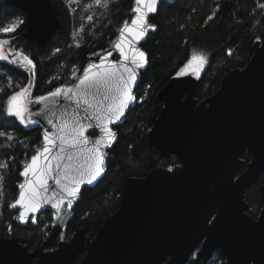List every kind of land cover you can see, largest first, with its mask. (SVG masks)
Segmentation results:
<instances>
[{
  "label": "water",
  "instance_id": "obj_1",
  "mask_svg": "<svg viewBox=\"0 0 264 264\" xmlns=\"http://www.w3.org/2000/svg\"><path fill=\"white\" fill-rule=\"evenodd\" d=\"M10 1L25 13L26 27L22 35L31 41L44 43L63 28L52 0ZM163 1L173 3L176 0H155L154 11H148L152 0H144L139 5L133 0L129 17L120 23L111 42L88 54L86 65L71 83L59 84L30 99L34 78L32 65L20 64L31 74L25 93L29 104L25 114L29 122L26 123L41 129V143L20 170L18 193L12 204L21 192H26L28 181L34 179L31 172L28 176L22 173L31 164V157L46 146V133L57 140L56 146H49L51 155L44 154L53 165L57 162L53 157L57 155L64 156L63 162L73 166L83 163L81 148H92L97 139L105 136V126L94 118L93 110L85 112L86 106L76 104L66 89L76 92L83 87L80 79L85 70L91 73L97 68L120 67L125 63L135 69L136 80L131 87L134 99L119 119L113 118L107 124L115 136L101 146L103 172L91 183L87 180L80 183L79 191L71 197L62 193L61 187L49 176L47 195H64V203L59 208L54 206L55 200H44L36 212L27 213L21 220L19 217L25 212L23 205L12 207L22 225L36 224L39 215L49 210L51 230L43 242L32 249L17 235L1 237L0 264H186L195 252L194 262L199 264L210 259L217 249L223 251L229 264H264V206L254 218L248 213L249 203L245 197L249 186L264 172V38L253 43L248 63L244 67L231 68L223 76L220 87L201 101L196 97L199 77L193 74L172 76L157 92L163 105L149 130L148 140L162 155L175 154L180 164L173 169L157 166L144 176H129L118 209L104 221L94 237L87 235L82 226L69 239H60L55 248L46 249L50 241L67 230L82 190L95 186L107 172L108 160L113 157L111 150L118 140L117 127L135 106L136 89L149 64V54L142 44L157 30L151 16L157 14ZM137 7L141 8L146 20L145 26L137 29L144 32L139 39L121 31L125 25L132 26L139 15L135 11ZM121 49L130 56L133 50L143 51L147 63L138 60L142 66L136 67L126 62ZM20 53L15 51L9 58L20 60ZM57 88L65 91L56 97L48 95ZM41 96L47 99L38 101ZM77 119L92 125L85 132L89 143L81 148H69L57 137L61 134V125L71 127ZM61 147L66 149L64 153L60 152ZM244 152L252 153V159L236 177L245 164L241 157ZM69 155L74 157L72 161L66 159ZM44 156L37 162L38 169L46 163ZM260 191L264 197V184ZM84 249L85 255L78 262Z\"/></svg>",
  "mask_w": 264,
  "mask_h": 264
},
{
  "label": "trees",
  "instance_id": "obj_2",
  "mask_svg": "<svg viewBox=\"0 0 264 264\" xmlns=\"http://www.w3.org/2000/svg\"><path fill=\"white\" fill-rule=\"evenodd\" d=\"M57 16L63 22L44 43L38 44L22 35L26 27L25 13L10 0H0V28L17 25L14 31L0 37L17 36V45L33 64L31 95L37 96L59 84L72 82L87 63L90 52L106 47L116 35L120 23L129 17L133 0H52ZM209 17H212L209 19ZM91 18V19H90ZM157 30L143 42L149 64L137 87L135 106L117 128L118 140L108 160L103 178L93 187H85L74 208L67 230L50 241L53 249L60 239H69L77 227L85 226L88 235H95L104 221L119 207L126 179L144 175L150 169L172 164L148 140V133L162 108L157 92L183 67L194 50L208 53V64L200 76L196 96L215 92L223 76L234 67H244L253 54V43L264 38V0H176L163 1L157 14L151 16ZM59 50V51H57ZM34 65V66H33ZM30 71L0 59V238L17 235L32 249L40 245L51 230V212L39 215L36 224L22 225L17 211L10 205L18 193L20 170L41 143V129L21 123L7 115L4 102L11 94V77L21 83L30 82ZM12 139H8V135ZM247 159L251 155L245 154ZM6 164L7 167L2 165ZM250 185L246 198L248 212L257 217L264 199L259 182ZM84 249L78 256L80 262ZM186 264H194L191 258ZM200 264H229L221 249Z\"/></svg>",
  "mask_w": 264,
  "mask_h": 264
},
{
  "label": "snow or ice",
  "instance_id": "obj_3",
  "mask_svg": "<svg viewBox=\"0 0 264 264\" xmlns=\"http://www.w3.org/2000/svg\"><path fill=\"white\" fill-rule=\"evenodd\" d=\"M100 0H97L99 3ZM144 0H137V4H143ZM155 10V0H152V3L148 6V11ZM135 11L139 14L137 18L132 21V26L129 27L125 25L121 30L123 33L134 34L136 39L141 38L144 35V32L138 31L137 29H142L146 20L141 8L137 7ZM212 17H209L211 19ZM91 19V18H90ZM17 25H12L11 27L0 28V32L8 33L14 31ZM117 47H120L117 45ZM59 51V50H57ZM121 53L124 55V60L130 62L136 67L142 66V63H147L145 53L139 51L138 49L133 50L132 55L124 53L121 49ZM25 61L29 65H32V60L20 53ZM0 58L7 59L6 56L0 55ZM138 58V59H137ZM197 59V57H193ZM201 64L206 62V56L201 55L198 58ZM138 60L142 63H138ZM34 66V65H33ZM95 67V66H93ZM121 68L123 69L121 71ZM180 74H183L181 72ZM136 80V72L133 67H129L128 63L123 64L120 67L112 65L108 68H97L95 72L85 70L84 76L80 79V85L83 86L79 88L76 92H73L72 88H67L66 91L71 93L69 98H74L75 103L85 107V112L88 109L93 110L94 118L98 121H101L104 124L105 136L101 139H97L92 148H87L86 150L81 148V146H86L89 143L88 137L85 135V132L88 128H91V124H84L81 120L77 119L72 122L71 127L67 124H63L60 127L61 134L58 135L57 139L62 145H67L69 148H81V155L84 160L83 163H79L73 166L70 163H64V156L57 155L53 157L55 165L52 161L48 159L44 154L51 155L52 148L49 146H56L57 140L50 138L49 134L44 135V140L46 146L42 151H38V154L31 157V164L25 167L24 176H28L31 172L34 179L28 181V186L26 192H21L19 198L15 203L11 204L10 207H16L17 204L23 205L25 212L21 214L19 219L23 220L24 216L29 212H36L40 207L42 201L47 200L52 202L56 201L55 207L59 208L64 203V195L61 193H48V177L51 176L55 180V183L61 187V192L66 193L67 196H75L79 191L80 183L87 180L88 183L94 181L100 174L103 172V152L101 151V146L105 144L106 141H110L115 133L111 128L107 127V124L112 122V119H119L123 115L124 109L127 107L128 103L134 99L131 95L132 84ZM65 89L57 88L55 91L49 93V96L56 97L62 94ZM22 95V92L12 95L10 98V103L8 106V114L13 115L19 118L21 123L29 122L26 121L24 115V109H21L17 106L16 101L18 96ZM91 97V100L89 99ZM99 97V99H97ZM46 96H41L38 98V101L46 100ZM108 102V103H105ZM91 117H89L90 119ZM35 123V121H30ZM49 123H52L49 120ZM6 135L5 132L0 131V136ZM8 139H12V136L9 134ZM66 149L64 147L60 148V152L64 153ZM86 151V155L84 152ZM44 156L46 163L42 169H38V160ZM68 161L74 159L73 156H67ZM7 167L6 164L2 165ZM53 173H55L53 175ZM2 180V177H0ZM65 181H70L65 183ZM21 187H24L23 185ZM42 190V191H41Z\"/></svg>",
  "mask_w": 264,
  "mask_h": 264
},
{
  "label": "rangeland",
  "instance_id": "obj_4",
  "mask_svg": "<svg viewBox=\"0 0 264 264\" xmlns=\"http://www.w3.org/2000/svg\"><path fill=\"white\" fill-rule=\"evenodd\" d=\"M11 32V31H10ZM8 38L7 41L10 42V40L12 39V36H4V37H0V55L6 56L7 57V53L5 50V43H4V39ZM12 51V50H11ZM201 55L206 56V62L201 64L200 60L198 59ZM197 57V59H193V57ZM0 59H4V58H0ZM8 59V57H7ZM25 61V60H24ZM208 64V53L204 52V51H200V50H194L189 58V60L186 62V64L181 67V69L177 72V74H180L181 72H183V74H193L195 76H198L202 73V71L204 70V68L207 66ZM74 76H78V72H74L73 74ZM182 75V74H180ZM75 77V78H76ZM12 77H11V82H10V86L12 87V91L11 94L8 96V98L5 100L4 102V111L7 115L8 114V106L10 103V98L12 97V95L16 94V93H20L22 92V95L18 96V99L16 101V104L19 108L24 109V115L26 114V111L28 110V104L26 102L25 99V90H26V86H27V82H20L19 80H13L12 82ZM11 116V115H9ZM17 118V117H16ZM19 120V118H17ZM20 121V120H19ZM23 124H27L26 122Z\"/></svg>",
  "mask_w": 264,
  "mask_h": 264
},
{
  "label": "flooded vegetation",
  "instance_id": "obj_5",
  "mask_svg": "<svg viewBox=\"0 0 264 264\" xmlns=\"http://www.w3.org/2000/svg\"><path fill=\"white\" fill-rule=\"evenodd\" d=\"M7 39L8 38H5L4 39V43H5V50H6V53H7V57H8V59H4V60H6V61H8V62H11V63H14V64H16V65H19L20 66V64L22 63V62H25V63H27V61H24V59H23V57H21L20 58V60H17V59H15V60H11L10 58H9V55L10 54H13L15 51H20V52H22L23 53V51H22V49L21 48H19L18 47V45H17V43H16V41H17V36H14V37H12V39L10 40V42L9 41H7ZM12 50V51H11ZM24 54V53H23ZM28 64V63H27ZM27 70V69H26ZM80 73V72H79ZM188 74H190V73H188ZM176 75H180V74H176ZM182 75H184V74H182ZM200 76H201V74L200 75H198V76H196V77H199V79H200ZM71 83V82H70ZM28 85H29V83H28ZM28 85L26 86V90H27V87H28ZM220 87V86H219ZM26 90H25V93H26ZM198 90V89H197ZM214 93V92H213ZM213 93H211V94H213ZM196 94H197V92H196ZM211 94H208V95H205L204 97H201V98H199V97H197L198 98V100L199 101H201L202 99H204L205 97H207V96H210ZM35 96H33V95H31V93H30V99H32V98H34ZM26 99V98H25ZM26 102H27V100H26ZM28 104V103H27ZM28 108H29V104H28ZM245 154H249V155H251V158L250 159H247L246 157H245ZM164 156V155H163ZM165 157H168V158H171V160H172V162H174V163H172V164H164V165H158V166H164V167H167V168H170V169H173L176 165H178V164H180V162H179V160H178V158H177V156L175 155V154H172L171 156H165ZM244 160H245V164L241 167V169L239 170V172L236 174V177H238L245 169H246V167H247V165H248V163H249V161L252 159V153H248V152H244L243 153V155L241 156ZM157 167V166H156ZM155 168V167H154ZM153 169V168H152ZM151 170V169H150ZM149 170V171H150ZM148 172V171H147ZM146 172V173H147ZM145 173V174H146ZM144 174V175H145ZM144 175H139V176H144ZM262 175H264V172L259 176V177H261ZM133 176H137V175H133ZM259 177L256 179V180H258L259 179ZM255 180V181H256ZM254 181V182H255ZM253 182V183H254ZM261 184H264V179H263V181H260L259 182V191H260V186H261ZM250 187V186H249ZM248 190V189H247ZM246 193H247V191H246ZM260 193H261V191H260ZM262 194V193H261ZM246 197V196H245ZM262 197H263V195H262ZM247 199V198H246ZM263 199H264V197H263ZM248 201V200H247ZM249 203V202H248ZM263 206H264V204H263ZM263 208V207H262ZM262 210V209H261ZM261 212V211H260ZM249 213V212H248ZM250 214V213H249ZM260 214V213H259ZM259 216V215H258ZM257 216V217H258ZM257 217H254V218H257ZM82 227V226H81ZM78 228V227H77ZM76 228V229H77ZM75 229V230H76ZM96 234V233H95ZM88 235V234H87ZM89 236H91V237H94V235H89ZM216 251V250H215ZM85 252H86V250H85ZM196 253L197 252H195L194 253V255L191 257L192 259H193V261H194V258H195V255H196ZM213 256V255H212ZM190 258V259H191ZM209 260V259H208ZM194 264H195V262H194ZM200 264V263H199Z\"/></svg>",
  "mask_w": 264,
  "mask_h": 264
}]
</instances>
